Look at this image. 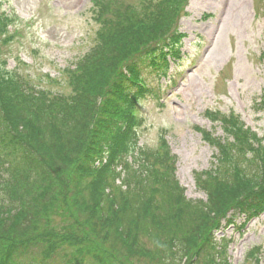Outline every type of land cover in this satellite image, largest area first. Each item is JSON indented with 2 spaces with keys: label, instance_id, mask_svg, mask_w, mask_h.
Listing matches in <instances>:
<instances>
[{
  "label": "trees",
  "instance_id": "obj_1",
  "mask_svg": "<svg viewBox=\"0 0 264 264\" xmlns=\"http://www.w3.org/2000/svg\"><path fill=\"white\" fill-rule=\"evenodd\" d=\"M142 1L96 0L98 41L68 70L71 94L0 73V264H230L217 231L264 213V140L242 123L210 137L204 199L188 198L165 144L137 149L138 77L167 68L189 0Z\"/></svg>",
  "mask_w": 264,
  "mask_h": 264
},
{
  "label": "rangeland",
  "instance_id": "obj_2",
  "mask_svg": "<svg viewBox=\"0 0 264 264\" xmlns=\"http://www.w3.org/2000/svg\"><path fill=\"white\" fill-rule=\"evenodd\" d=\"M95 4L0 0V73H16L37 89L71 94L68 69L98 41ZM180 32V52L167 59L169 75L143 70L141 79L151 91L140 100L136 117L141 143L150 149L166 134L179 180L188 197L197 199L205 194L195 171L209 169L217 152L206 132L223 137L222 113L235 112L264 135V110L258 108L264 95V0H189ZM54 220L57 226L67 221ZM217 238L224 239L222 254L230 264H264V214L242 231L234 225L220 229Z\"/></svg>",
  "mask_w": 264,
  "mask_h": 264
}]
</instances>
